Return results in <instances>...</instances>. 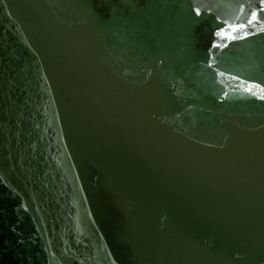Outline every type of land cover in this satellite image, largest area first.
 Wrapping results in <instances>:
<instances>
[{
  "label": "water",
  "instance_id": "water-1",
  "mask_svg": "<svg viewBox=\"0 0 264 264\" xmlns=\"http://www.w3.org/2000/svg\"><path fill=\"white\" fill-rule=\"evenodd\" d=\"M0 264H264V0H0Z\"/></svg>",
  "mask_w": 264,
  "mask_h": 264
}]
</instances>
